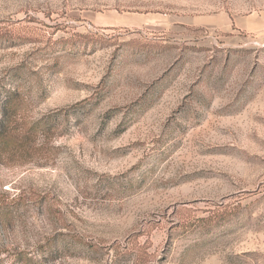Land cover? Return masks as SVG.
Instances as JSON below:
<instances>
[{"label": "rangeland", "instance_id": "rangeland-1", "mask_svg": "<svg viewBox=\"0 0 264 264\" xmlns=\"http://www.w3.org/2000/svg\"><path fill=\"white\" fill-rule=\"evenodd\" d=\"M0 87V264H264V0H0Z\"/></svg>", "mask_w": 264, "mask_h": 264}, {"label": "trees", "instance_id": "trees-1", "mask_svg": "<svg viewBox=\"0 0 264 264\" xmlns=\"http://www.w3.org/2000/svg\"><path fill=\"white\" fill-rule=\"evenodd\" d=\"M15 94L16 92L12 90V88L0 87V100L3 101L2 103L3 107H5L4 109L8 107L11 99Z\"/></svg>", "mask_w": 264, "mask_h": 264}, {"label": "crops", "instance_id": "crops-1", "mask_svg": "<svg viewBox=\"0 0 264 264\" xmlns=\"http://www.w3.org/2000/svg\"><path fill=\"white\" fill-rule=\"evenodd\" d=\"M194 23H196V22H194ZM194 23H193V24H194ZM210 23H211V22H210ZM213 25L216 26V27H217V26L220 27V26L217 24V21H216L215 23H213Z\"/></svg>", "mask_w": 264, "mask_h": 264}]
</instances>
